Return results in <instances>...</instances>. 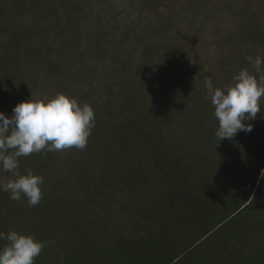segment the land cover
I'll return each instance as SVG.
<instances>
[{"label":"rangeland","instance_id":"374dc122","mask_svg":"<svg viewBox=\"0 0 264 264\" xmlns=\"http://www.w3.org/2000/svg\"><path fill=\"white\" fill-rule=\"evenodd\" d=\"M263 25L264 0H0V264H53L83 237L109 247L165 227L187 242L181 206L196 189L234 202L253 190L250 144L225 139L264 123L247 54ZM252 144L263 157L264 140ZM53 205L66 231L47 223ZM243 235L264 250V226Z\"/></svg>","mask_w":264,"mask_h":264},{"label":"trees","instance_id":"16d2710c","mask_svg":"<svg viewBox=\"0 0 264 264\" xmlns=\"http://www.w3.org/2000/svg\"><path fill=\"white\" fill-rule=\"evenodd\" d=\"M245 24L246 21L242 20V25L245 26ZM93 32L95 33V30ZM126 36L128 33L125 29L121 32L120 37ZM249 37L253 43L249 46L247 54L250 59H254L253 64L256 70L264 77V25L262 27L255 26L249 32ZM6 52L8 62L17 56V51ZM132 56V52H127L124 59L118 58L127 61ZM143 56L140 55L138 59L142 60ZM188 104L190 107L195 106L203 110V105L199 102L194 103V99H190ZM241 116L243 117V125L247 127L255 118V113L251 109H246ZM142 132L143 130L137 127V135H141ZM253 137L235 134L227 137L225 141L226 144L234 146L243 154L247 151L245 149L247 144H250V152L246 153L247 156L245 155L244 160L250 162L249 157L253 152L251 158L253 164L250 169H258L256 173L259 169H263L256 187L251 189L239 202L232 201L226 191L196 189L199 191L197 194L199 200L192 204L194 206L185 204L181 206L183 212L190 209V219L180 223L183 224V232L189 228V231L195 234L192 240L182 241V232L174 233L168 227L163 228L156 238L151 235L152 233H149L147 237L136 239L135 243L120 240L109 247H105L101 243H91L81 234L79 238H83L78 240L71 250L64 244L61 245L64 255L53 264H264V250L257 251L254 246L249 245L250 242L243 235L246 229L260 228L263 231L264 226V200L262 199L264 194V168H262L264 167V156L258 158L254 156L255 153L252 151V149L255 150L252 142H255L256 139L264 140V123ZM208 163L215 169L225 168L224 163L219 160L216 162L214 157H210ZM200 172H202L199 174L203 181L214 180L215 182L217 180L211 176L206 178L204 170H200ZM200 184V181L194 183V185L204 187ZM180 198L181 196L177 195L175 201H182ZM53 206V210L49 211L51 215L47 223L54 225L59 230L66 231L67 227L62 228L60 221H58L60 211L55 205ZM168 206L166 205L167 208ZM177 216L181 219L183 217V215ZM34 226L43 229V225L40 223L34 224Z\"/></svg>","mask_w":264,"mask_h":264}]
</instances>
